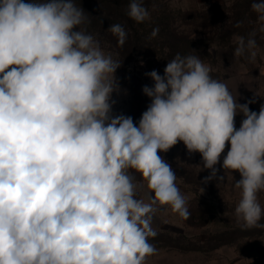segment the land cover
<instances>
[{"label":"clouds","instance_id":"obj_1","mask_svg":"<svg viewBox=\"0 0 264 264\" xmlns=\"http://www.w3.org/2000/svg\"><path fill=\"white\" fill-rule=\"evenodd\" d=\"M251 11L264 33V0ZM127 15L150 18L144 0H130ZM88 23L78 0H0V264H146L158 211L189 217L159 154L180 142L209 170L201 183L239 173L237 223L264 229V104L238 103L198 55L178 53L162 76L146 73L151 103L138 124L113 115L121 63ZM107 31L125 44L122 25ZM256 34L234 36L235 58L256 60Z\"/></svg>","mask_w":264,"mask_h":264},{"label":"rangeland","instance_id":"obj_2","mask_svg":"<svg viewBox=\"0 0 264 264\" xmlns=\"http://www.w3.org/2000/svg\"><path fill=\"white\" fill-rule=\"evenodd\" d=\"M118 1L123 6L130 2L91 0V3L99 10H109ZM78 3L84 10L90 5L88 0H78ZM145 7L150 13L149 23L164 21L170 24L172 31L204 40V51L193 49V54L206 52L207 58L202 61L210 67L213 78L228 82L233 95L238 93V103L251 102L250 110L259 112L264 104V33L258 31L251 0H150V5ZM109 18L112 23L121 20L115 13ZM237 24L240 26L236 27ZM253 31L257 32L256 60L249 62L246 58H235L234 36L247 37ZM87 32L98 42L102 39L103 28L99 25ZM108 46L100 44L106 54H111L104 49ZM137 66L144 68V65ZM139 72L140 86L130 84L128 88L119 83L120 92L112 96L115 101L113 115L131 116L137 124L151 103L142 88L154 83L149 76ZM242 119V115L236 116L237 128ZM159 154L176 173V184L186 199L189 217L183 219L167 206L158 211L153 222L157 235L150 238L156 253L147 257L146 264H264V229H242L234 216L240 192L233 187L232 177L238 180L239 173L227 174L222 183L216 180L201 183L210 172L202 170L199 153L190 156L180 142L167 153ZM258 200L264 207V192L258 194Z\"/></svg>","mask_w":264,"mask_h":264},{"label":"trees","instance_id":"obj_3","mask_svg":"<svg viewBox=\"0 0 264 264\" xmlns=\"http://www.w3.org/2000/svg\"><path fill=\"white\" fill-rule=\"evenodd\" d=\"M88 2L90 5L86 6L84 11L90 23L85 27L87 30L97 25L103 28L102 39L99 43L108 44L109 48L104 47V49L112 54L114 60L121 63L115 76L119 83L128 88L130 84L140 86L139 71L146 74L156 70L162 76L167 62L176 54L194 55L193 49L204 51L206 48L204 40H195L172 31L170 24L164 21L149 23L147 20L143 23H136L127 15L129 4L123 6L124 4L118 1L113 9L99 10L98 7L92 5L91 0ZM147 4L150 5V0L144 1V6ZM111 13H115L124 22L119 20L112 23L109 20ZM112 24L122 25L127 32V40L122 47L118 45L117 38L107 31ZM154 28H159V33L155 38H150ZM198 56L201 59L207 58L206 52ZM138 64L144 65V68L137 66Z\"/></svg>","mask_w":264,"mask_h":264}]
</instances>
